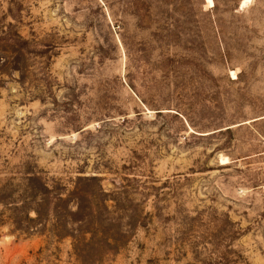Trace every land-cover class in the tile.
I'll return each instance as SVG.
<instances>
[{
    "label": "rangeland",
    "instance_id": "374dc122",
    "mask_svg": "<svg viewBox=\"0 0 264 264\" xmlns=\"http://www.w3.org/2000/svg\"><path fill=\"white\" fill-rule=\"evenodd\" d=\"M0 0V264H264V0Z\"/></svg>",
    "mask_w": 264,
    "mask_h": 264
},
{
    "label": "bare ground",
    "instance_id": "6f19581e",
    "mask_svg": "<svg viewBox=\"0 0 264 264\" xmlns=\"http://www.w3.org/2000/svg\"><path fill=\"white\" fill-rule=\"evenodd\" d=\"M250 0H243L242 6H245Z\"/></svg>",
    "mask_w": 264,
    "mask_h": 264
}]
</instances>
